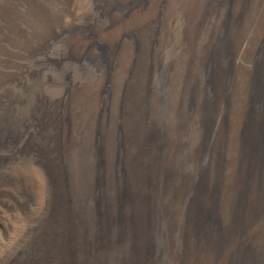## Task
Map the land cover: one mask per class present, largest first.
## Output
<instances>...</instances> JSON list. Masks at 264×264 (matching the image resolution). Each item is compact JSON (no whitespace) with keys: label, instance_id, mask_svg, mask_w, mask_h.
<instances>
[{"label":"rangeland","instance_id":"obj_1","mask_svg":"<svg viewBox=\"0 0 264 264\" xmlns=\"http://www.w3.org/2000/svg\"><path fill=\"white\" fill-rule=\"evenodd\" d=\"M256 65L264 0H0V264H264Z\"/></svg>","mask_w":264,"mask_h":264},{"label":"bare ground","instance_id":"obj_2","mask_svg":"<svg viewBox=\"0 0 264 264\" xmlns=\"http://www.w3.org/2000/svg\"><path fill=\"white\" fill-rule=\"evenodd\" d=\"M264 90V76L263 70L260 66L254 67V72L251 76L249 97H248V106L249 110L252 111L256 109L263 98ZM155 97V96H154ZM249 115V114H248ZM247 115V117H248ZM252 115V114H251ZM251 117V116H250ZM246 118V117H245ZM258 128V127H257ZM253 133V132H252ZM256 133V132H255ZM254 133V134H255ZM260 133V132H259ZM258 133V134H259ZM251 134V133H249ZM256 136V135H255ZM249 137V136H248ZM248 139V138H247ZM255 140V139H254ZM252 140V142L254 141ZM250 142V141H249ZM4 157V156H3Z\"/></svg>","mask_w":264,"mask_h":264}]
</instances>
